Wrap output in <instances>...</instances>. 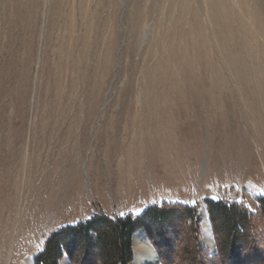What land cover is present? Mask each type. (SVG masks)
<instances>
[{
    "label": "rangeland",
    "instance_id": "rangeland-1",
    "mask_svg": "<svg viewBox=\"0 0 264 264\" xmlns=\"http://www.w3.org/2000/svg\"><path fill=\"white\" fill-rule=\"evenodd\" d=\"M262 196L264 0H0V264L162 203L195 226L136 231L129 264L140 240L167 264H264L260 237L221 247L204 203Z\"/></svg>",
    "mask_w": 264,
    "mask_h": 264
},
{
    "label": "trees",
    "instance_id": "trees-1",
    "mask_svg": "<svg viewBox=\"0 0 264 264\" xmlns=\"http://www.w3.org/2000/svg\"><path fill=\"white\" fill-rule=\"evenodd\" d=\"M257 202L258 210L253 212L241 202L205 198L212 232L215 238L221 241L223 249L237 241L247 244L250 236L253 240L260 237L261 243L264 244V196L259 197ZM196 215V206L187 203L151 204L138 215L128 213L109 217L94 214L83 221L67 224L53 231L41 251L36 254L34 264H57L64 254L78 260L88 255L92 257L89 264H129L132 261V235L136 231L144 230L153 241V237L160 234L161 227L174 223L195 226ZM258 228L263 231L261 236L256 234ZM189 249L187 247L186 252ZM73 250L75 255L72 256ZM156 252L160 262L167 264L161 260L165 256ZM189 254L191 262L197 260L196 253ZM214 257L208 258L204 255L203 260L221 264L219 257ZM204 261H199V264Z\"/></svg>",
    "mask_w": 264,
    "mask_h": 264
},
{
    "label": "bare ground",
    "instance_id": "bare-ground-1",
    "mask_svg": "<svg viewBox=\"0 0 264 264\" xmlns=\"http://www.w3.org/2000/svg\"><path fill=\"white\" fill-rule=\"evenodd\" d=\"M139 246L143 247L144 251L146 252L143 264H159L160 257L157 254L156 250H154L151 245L146 242L145 240L139 241Z\"/></svg>",
    "mask_w": 264,
    "mask_h": 264
}]
</instances>
